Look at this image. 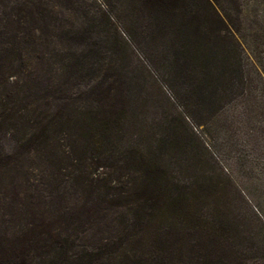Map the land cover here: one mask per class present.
I'll use <instances>...</instances> for the list:
<instances>
[{
  "label": "rangeland",
  "instance_id": "rangeland-1",
  "mask_svg": "<svg viewBox=\"0 0 264 264\" xmlns=\"http://www.w3.org/2000/svg\"><path fill=\"white\" fill-rule=\"evenodd\" d=\"M53 116L61 133L39 138ZM262 120L264 0H0V264H264ZM184 146L218 189L198 226L94 193L140 188L142 147L195 186Z\"/></svg>",
  "mask_w": 264,
  "mask_h": 264
},
{
  "label": "trees",
  "instance_id": "trees-1",
  "mask_svg": "<svg viewBox=\"0 0 264 264\" xmlns=\"http://www.w3.org/2000/svg\"><path fill=\"white\" fill-rule=\"evenodd\" d=\"M153 4L159 5L161 7H172L175 8L177 5L181 3H185L187 0H150ZM203 2H206L207 4L211 5V2L213 0H202ZM219 21L223 22L221 19V16L219 15ZM117 89L116 84L113 83L112 86L109 88L111 91H115ZM111 91L109 93H106V97H112L114 100V104H118V101H116L115 97L111 96ZM54 118H50L48 120V123L44 125L43 129L40 128L38 130H41V133L39 135V138L46 137H52L55 134L61 133L62 126H64L61 121H59V116H53ZM121 114L115 116L113 119L115 120H121ZM235 120V119H234ZM196 121V120H195ZM220 119L217 120V124L219 123ZM100 125L98 128L106 127L107 129H111L112 119H109V121H99ZM264 126V120L259 121ZM199 126V124H197ZM92 126V128H89V131L95 130V128ZM96 128V129H98ZM221 129V128H220ZM257 130H260L264 132V127H256ZM172 134L174 135V131L171 129ZM193 136H196V132L191 131ZM94 136V134L92 133ZM175 136V135H174ZM160 144L157 145V151L159 153V157L163 155V151L172 149V144L168 143L170 139L166 138V135L161 138ZM184 152H186L193 160H197L195 167H199L198 169L201 170L204 174H207V177L202 182L195 181V186L193 184H181L179 182L175 183H169V179H165V171L161 169V167L157 164L158 158H152L154 156V153L157 151L154 149L148 148V153L151 155L150 157L143 152L145 149L144 147L137 150L135 152V156L132 158V162H136L138 166H141L144 170H146L147 174L150 176V178L143 183V185L140 188L134 187L132 190L129 188L128 191H122L123 188H119L118 193H114L113 197L114 199L110 200L109 198V192L107 191V188L109 187V190H115V188L108 186L103 188H93L94 193H97L98 196L104 197L107 200L109 199V203H116V205H124L128 207H135L136 212H157L159 214H162L166 211V209L170 208L173 211L176 212H184L189 218V221L191 224H194L196 226L199 225L200 217H201V211L198 210L196 207L197 205L203 206L204 204H207L208 200L215 196L213 194L214 191L218 190L216 186H214V176H210L213 171L207 172L205 170L206 165H211L210 160L207 159L206 161L202 160L201 157H199L198 153H194L193 150L188 146H184ZM211 161L213 159L211 158ZM136 171V170H134ZM224 173V172H223ZM224 175L228 176L224 173ZM198 178H201L200 176ZM229 178V176H228ZM138 185V184H137ZM125 193V195H123ZM108 202V201H107ZM163 202V203H162ZM162 203V205H160ZM160 205V207L157 209V206ZM220 232H228V229L226 226L222 225ZM61 261L59 264H103L102 257L103 254L96 253V252H84L83 254L79 255L76 259L72 258L68 255L67 252H65L63 255H61ZM7 264H27L25 261H18L14 260L11 262H7Z\"/></svg>",
  "mask_w": 264,
  "mask_h": 264
}]
</instances>
